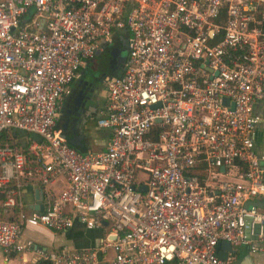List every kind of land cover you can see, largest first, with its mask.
Segmentation results:
<instances>
[{
    "label": "built area",
    "instance_id": "2783aa9c",
    "mask_svg": "<svg viewBox=\"0 0 264 264\" xmlns=\"http://www.w3.org/2000/svg\"><path fill=\"white\" fill-rule=\"evenodd\" d=\"M115 37L127 56L104 79L97 126L109 136L93 151L62 136L61 101ZM259 103L264 0H0L4 261L32 251L33 264H243V249L264 264ZM26 187L42 210L27 207ZM75 222L101 230L97 246L47 250L23 237Z\"/></svg>",
    "mask_w": 264,
    "mask_h": 264
},
{
    "label": "crops",
    "instance_id": "0c3cea01",
    "mask_svg": "<svg viewBox=\"0 0 264 264\" xmlns=\"http://www.w3.org/2000/svg\"><path fill=\"white\" fill-rule=\"evenodd\" d=\"M99 54V53H98ZM97 55V54H96ZM92 59V58H91ZM91 59L79 69L76 77L68 85L67 94L63 95L61 105L65 108L70 104V100L74 94L78 92L84 85H87L93 78V74L99 71L101 66L97 68V71L93 72L87 69ZM86 69V70H85ZM83 71L86 72L83 75ZM101 85V86H100ZM94 88V87H93ZM97 95L89 104L91 105L90 115L85 122H83L77 128V134L84 136L81 143L87 144L88 147L93 151H102L106 147L107 139L109 136V130L97 126V119L101 115L102 107L105 102L106 86L104 80L99 82L97 87L94 89ZM100 95H103L104 102H99ZM255 112L261 117V121L256 127L255 135V146L258 152L264 150V104L259 103L255 106ZM64 182L62 178H57L52 184L51 189L54 192L60 191ZM37 188L26 187L24 189V201L28 208H33L37 204L35 190ZM101 230L99 229H86L81 223L75 222L74 225L67 231L57 232L51 229L37 226V227H26L23 230V237L33 239L38 245L47 250L56 249L60 246H68L70 248H87L97 246L101 238ZM249 264H259L262 262V257L256 254H248ZM243 255V258L245 257ZM35 254L32 251H26L21 254H11L7 261L3 259V253L0 251V264H33Z\"/></svg>",
    "mask_w": 264,
    "mask_h": 264
},
{
    "label": "water",
    "instance_id": "95a60500",
    "mask_svg": "<svg viewBox=\"0 0 264 264\" xmlns=\"http://www.w3.org/2000/svg\"><path fill=\"white\" fill-rule=\"evenodd\" d=\"M122 46L124 48L127 47V39L125 38H122ZM98 54V53H97ZM118 56H119V47L117 46H114V47H110L109 48V66H112L114 63H116L117 59H118ZM94 95H97V93L95 92ZM73 96L75 97H78V101H76L75 103V106L73 109H69L67 111V113L69 114L68 116V119H67V122H69L70 120V116L71 114H73V119H72V129L71 131H67L66 132V125L64 127V131L62 133V136L63 137H68L70 139V141L74 144H80V140L82 138L81 135H78L76 132L77 128L87 120V118L89 117V114H90V111H91V105H88V103L92 102L93 99H94V96H83V93L81 90H78V92L76 94H74ZM80 98V99H79ZM228 102V99L227 98H223V103H227ZM158 105V104H157ZM155 105V107L157 106ZM18 134L21 135V136H25L26 133L22 130H19L18 131ZM30 137L37 140V141H40L41 138L35 134V133H32L30 134ZM221 170L223 171L224 170V167H221ZM142 191H144L146 188L143 186L140 188ZM35 195H36V199L39 201L40 198L42 197L41 194L39 193V190L36 189L35 190ZM258 204H261V203H258ZM34 209H39V210H42V205L41 203H37L36 205H34L33 207ZM105 224V223H104ZM217 247H224L226 248L227 250H231V246L228 242L226 241H221L220 243H218ZM218 256L219 258L221 259H225L226 257V253H221L219 252L218 253ZM244 263L243 264H249L250 263V259H249V256L248 255H245L244 257Z\"/></svg>",
    "mask_w": 264,
    "mask_h": 264
},
{
    "label": "flooded vegetation",
    "instance_id": "af4514ba",
    "mask_svg": "<svg viewBox=\"0 0 264 264\" xmlns=\"http://www.w3.org/2000/svg\"><path fill=\"white\" fill-rule=\"evenodd\" d=\"M126 56H127V49H126ZM126 56H125V59H126ZM109 59L110 58H109V50H108L107 54L105 56L106 65L101 66L99 71H97L96 73H94L92 75L93 78L91 79V81L87 85H84L81 89H79L82 91L83 96H86V95L92 96V97L95 96L94 94L96 91L94 89L97 87L99 82H102L105 79V77H107V76H111V75L118 74L119 72H121L125 59L123 60L122 63H120L117 59L116 63H114L112 66H109V64H108ZM76 101H78V97L73 96L70 100V104L63 109V113H62V117H61V121H60V127H61L62 131H64L65 125H66V132L67 131L70 132L72 127H73V125H72L73 114H71L69 122L66 123L68 116H69L67 111L69 109L74 108ZM88 105H90V104L88 103Z\"/></svg>",
    "mask_w": 264,
    "mask_h": 264
},
{
    "label": "rangeland",
    "instance_id": "374dc122",
    "mask_svg": "<svg viewBox=\"0 0 264 264\" xmlns=\"http://www.w3.org/2000/svg\"><path fill=\"white\" fill-rule=\"evenodd\" d=\"M127 37V36H126ZM118 47H119V56H118V61L120 63L123 62V60L125 59V56H126V49L122 46V42L121 40L117 43ZM105 56L106 54L105 53H101V54H97V55H94V57L91 59L90 61V64L88 66L87 69H90L91 71L95 72L97 71V68L99 66H104L106 65V60H105ZM86 70V69H85ZM86 72L83 71V75H85ZM101 86V85H100ZM106 97V96H105ZM99 102L102 103L104 102V97L103 95H100L99 97ZM106 100V98H105ZM246 254V251L243 250V249H240L238 251V255L241 256V255H245Z\"/></svg>",
    "mask_w": 264,
    "mask_h": 264
},
{
    "label": "trees",
    "instance_id": "16d2710c",
    "mask_svg": "<svg viewBox=\"0 0 264 264\" xmlns=\"http://www.w3.org/2000/svg\"><path fill=\"white\" fill-rule=\"evenodd\" d=\"M120 41V39L118 38V37H115V45H118L117 43ZM122 42V41H121ZM109 49H105L104 51H102V52H100L99 54H101V53H105V54H107V51H108Z\"/></svg>",
    "mask_w": 264,
    "mask_h": 264
}]
</instances>
